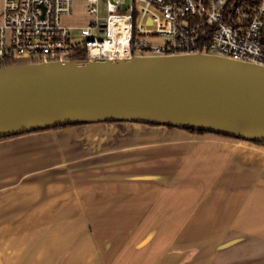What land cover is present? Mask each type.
Here are the masks:
<instances>
[{
    "label": "crops",
    "instance_id": "0c3cea01",
    "mask_svg": "<svg viewBox=\"0 0 264 264\" xmlns=\"http://www.w3.org/2000/svg\"><path fill=\"white\" fill-rule=\"evenodd\" d=\"M102 255L264 264V146L133 122L1 140L0 261L106 264Z\"/></svg>",
    "mask_w": 264,
    "mask_h": 264
},
{
    "label": "water",
    "instance_id": "95a60500",
    "mask_svg": "<svg viewBox=\"0 0 264 264\" xmlns=\"http://www.w3.org/2000/svg\"><path fill=\"white\" fill-rule=\"evenodd\" d=\"M124 122L264 143V67L202 53L0 67V138Z\"/></svg>",
    "mask_w": 264,
    "mask_h": 264
},
{
    "label": "built area",
    "instance_id": "2783aa9c",
    "mask_svg": "<svg viewBox=\"0 0 264 264\" xmlns=\"http://www.w3.org/2000/svg\"><path fill=\"white\" fill-rule=\"evenodd\" d=\"M83 1L89 20L77 41L62 20L74 0H2L0 67L82 51L84 61L202 53L264 67V0Z\"/></svg>",
    "mask_w": 264,
    "mask_h": 264
},
{
    "label": "rangeland",
    "instance_id": "374dc122",
    "mask_svg": "<svg viewBox=\"0 0 264 264\" xmlns=\"http://www.w3.org/2000/svg\"><path fill=\"white\" fill-rule=\"evenodd\" d=\"M1 5H2V0H0V9H1ZM107 13H106V10H105V7L104 6H101L100 7V12H99V16L101 19H105ZM63 22L65 24H67L68 26H70L72 28L71 30V35L74 37V39H77V41L80 40L79 38V27L81 24H84L85 22H87L89 20V17L88 15H86L85 13V8H84V1L83 0H74V3H73V12H72V15L71 17L67 16V17H63ZM157 41H159V39H155ZM140 124H143V123H140ZM144 125H147V124H144ZM95 226V225H94ZM93 226V224L91 225H88V231L92 234L95 232V227ZM104 230V229H102ZM102 235V243L104 242V244H107L110 242V240L108 239H105L104 236H107V234H105L104 231H102L101 233ZM103 244V246H104ZM9 257H6L4 259H7ZM104 259H106L105 263L108 264L111 262V259L108 258V256H104L102 255L101 256V261H103ZM109 259V260H107ZM0 264H5L3 261H0Z\"/></svg>",
    "mask_w": 264,
    "mask_h": 264
},
{
    "label": "trees",
    "instance_id": "16d2710c",
    "mask_svg": "<svg viewBox=\"0 0 264 264\" xmlns=\"http://www.w3.org/2000/svg\"><path fill=\"white\" fill-rule=\"evenodd\" d=\"M72 60L73 61H84L85 60V56H84L83 51L77 53L74 57H72ZM11 65L12 64H8L7 63V64L3 65V67L11 66ZM144 124H147V125H150V126H159V124H152V123H144ZM77 125H83V124H81V123H71V124L55 125V126H51V127H47V128L36 129V130L30 131V132H27V133H24V134L41 132V131L52 130V129L54 130V129H60V128H67V127L77 126ZM166 127H168V128H176L174 126H166ZM179 128L187 130V131H189L191 133H194V134H199V135H202V134H216V135H220V136H224V137H231V138H235V139L241 140V138L233 136V135L212 132V131H208V130H204V129L188 128V127L187 128L186 127H179ZM21 135H23V134H21ZM17 136H20V135H14V136H9V137L8 136L7 137H1L0 141L1 140H6V139H9V138H13V137H17ZM252 143L264 146V143H262V142L253 141Z\"/></svg>",
    "mask_w": 264,
    "mask_h": 264
}]
</instances>
